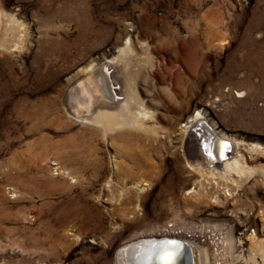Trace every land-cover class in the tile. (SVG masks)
<instances>
[{
  "label": "rangeland",
  "instance_id": "obj_1",
  "mask_svg": "<svg viewBox=\"0 0 264 264\" xmlns=\"http://www.w3.org/2000/svg\"><path fill=\"white\" fill-rule=\"evenodd\" d=\"M0 3L13 25L0 48V264H116L170 222L221 233L195 264H264V0ZM107 60L136 87L143 126L105 133L66 111L69 86ZM197 113L239 145L245 175L190 167Z\"/></svg>",
  "mask_w": 264,
  "mask_h": 264
},
{
  "label": "bare ground",
  "instance_id": "obj_2",
  "mask_svg": "<svg viewBox=\"0 0 264 264\" xmlns=\"http://www.w3.org/2000/svg\"><path fill=\"white\" fill-rule=\"evenodd\" d=\"M7 23L9 24V15L5 14L0 7V48L3 47L1 36L4 37L12 30L13 25L9 27ZM130 49L126 46L120 50V55H126ZM122 56H119L120 59L118 60H122ZM107 61L99 66H91L82 77L69 86L63 98L66 111L76 122L83 125H92V127H101L104 132L114 130V128H124L125 126H143L146 119L150 118L151 115L146 110L143 100L136 98V87L132 84L129 85V76H125L121 87L119 81L114 77L115 75L116 78L119 77L117 68L114 67L117 62L114 60ZM105 79L111 80V84L106 87L102 84ZM91 91L97 97L96 100L89 98L92 95ZM204 121L197 113L185 125V132H187L186 155L188 160L190 159L194 163L193 166L191 165L193 163H190V167H193L200 175L213 177L215 175L226 176L229 173L244 174L243 172L246 169L242 156L238 151L239 145L218 134ZM197 163H201L207 168H200ZM191 229L187 230L170 222L162 230L163 236L160 238L176 239L188 244L193 255L196 251L199 254L202 253L206 261L207 252L200 244L222 242V235L214 229L209 228L210 230H208V228L202 226H195ZM115 262L116 264H124L120 250H118L115 257Z\"/></svg>",
  "mask_w": 264,
  "mask_h": 264
},
{
  "label": "water",
  "instance_id": "obj_3",
  "mask_svg": "<svg viewBox=\"0 0 264 264\" xmlns=\"http://www.w3.org/2000/svg\"><path fill=\"white\" fill-rule=\"evenodd\" d=\"M124 264H161L166 252L174 253L173 264H194V255L188 244L170 238H139L121 248Z\"/></svg>",
  "mask_w": 264,
  "mask_h": 264
},
{
  "label": "snow or ice",
  "instance_id": "obj_4",
  "mask_svg": "<svg viewBox=\"0 0 264 264\" xmlns=\"http://www.w3.org/2000/svg\"><path fill=\"white\" fill-rule=\"evenodd\" d=\"M174 261V253L172 252H166L161 257V264H173Z\"/></svg>",
  "mask_w": 264,
  "mask_h": 264
},
{
  "label": "built area",
  "instance_id": "obj_5",
  "mask_svg": "<svg viewBox=\"0 0 264 264\" xmlns=\"http://www.w3.org/2000/svg\"><path fill=\"white\" fill-rule=\"evenodd\" d=\"M168 227V226H167ZM164 230V229H163ZM208 232V231H207Z\"/></svg>",
  "mask_w": 264,
  "mask_h": 264
}]
</instances>
